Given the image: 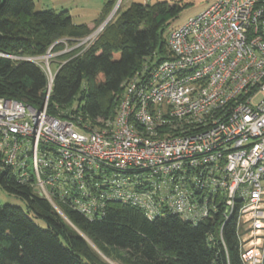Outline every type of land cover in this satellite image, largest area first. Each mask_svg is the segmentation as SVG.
Masks as SVG:
<instances>
[{"label":"built area","instance_id":"built-area-1","mask_svg":"<svg viewBox=\"0 0 264 264\" xmlns=\"http://www.w3.org/2000/svg\"><path fill=\"white\" fill-rule=\"evenodd\" d=\"M166 43L171 57L125 80L98 125L46 114L48 66L42 109L0 98V167L31 175L57 211L55 199L90 218L110 201L149 219L235 217L242 263L263 264L264 0H214Z\"/></svg>","mask_w":264,"mask_h":264},{"label":"trees","instance_id":"trees-1","mask_svg":"<svg viewBox=\"0 0 264 264\" xmlns=\"http://www.w3.org/2000/svg\"><path fill=\"white\" fill-rule=\"evenodd\" d=\"M114 3L105 2L96 26ZM181 11L167 2L131 4L92 41L73 48L92 29L74 25L67 11L36 12L33 0H0V98L42 109L48 78L31 59L51 52L59 62L46 114L90 126L111 119L122 83L149 60L171 57L165 33ZM0 188L26 208L0 204V264H243L235 217L222 228L218 213L197 224L167 210L149 219L131 202L110 201L90 218L55 199L57 211L36 192L31 175L21 181L1 167Z\"/></svg>","mask_w":264,"mask_h":264},{"label":"rangeland","instance_id":"rangeland-1","mask_svg":"<svg viewBox=\"0 0 264 264\" xmlns=\"http://www.w3.org/2000/svg\"><path fill=\"white\" fill-rule=\"evenodd\" d=\"M106 1L107 0H33L34 11L36 12L48 10L59 13L61 11H67L71 16L74 25H86L90 29L95 30V33L91 34L89 38L87 37L88 39L86 38L75 43L76 45H74L73 48H78L81 45L92 41L100 33L97 32L96 29H99V27L104 23V21H106L107 18H105V20L99 26H96V24L102 19L101 13ZM116 1L114 3V7ZM213 1L214 0H124L118 15L125 11L131 4L153 5L158 2H167L170 5L179 4L182 6V11L178 15V17L172 20V23L167 29V33H165V36H167L170 30L182 26L187 20L203 12L213 3ZM111 13L112 11L110 12V14ZM110 14L108 16H110ZM34 60L33 61L43 67L44 70L46 69V66H48L52 76L53 74H55L57 62L59 61L55 58V55H52L51 52L47 53L44 57ZM0 204L16 206L26 212L25 204L22 200H20V198L11 194H7L1 188ZM34 222L40 227H44L42 222L38 220H34Z\"/></svg>","mask_w":264,"mask_h":264},{"label":"water","instance_id":"water-1","mask_svg":"<svg viewBox=\"0 0 264 264\" xmlns=\"http://www.w3.org/2000/svg\"><path fill=\"white\" fill-rule=\"evenodd\" d=\"M111 19H112V13L110 14V16L107 17L106 21H104V23L100 26V28L98 29L97 32H101L103 30V28L110 22Z\"/></svg>","mask_w":264,"mask_h":264},{"label":"crops","instance_id":"crops-1","mask_svg":"<svg viewBox=\"0 0 264 264\" xmlns=\"http://www.w3.org/2000/svg\"><path fill=\"white\" fill-rule=\"evenodd\" d=\"M99 28H100V27H99ZM96 31H98V29H96ZM93 33H95V30L92 29V33H91V34H93Z\"/></svg>","mask_w":264,"mask_h":264}]
</instances>
